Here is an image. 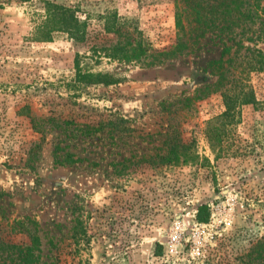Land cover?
<instances>
[{"label":"rangeland","instance_id":"rangeland-1","mask_svg":"<svg viewBox=\"0 0 264 264\" xmlns=\"http://www.w3.org/2000/svg\"><path fill=\"white\" fill-rule=\"evenodd\" d=\"M46 1L71 7L93 37L114 13L151 50L178 36L173 0H0L2 241L29 242L34 220L36 264H264V71L237 69L257 103L239 105L214 145L224 97H196L217 80L218 38L161 65L126 63L67 32L44 38ZM244 44L264 52L262 38ZM78 55L121 81H79Z\"/></svg>","mask_w":264,"mask_h":264},{"label":"trees","instance_id":"trees-1","mask_svg":"<svg viewBox=\"0 0 264 264\" xmlns=\"http://www.w3.org/2000/svg\"><path fill=\"white\" fill-rule=\"evenodd\" d=\"M173 1L178 36L172 46L162 50H151L141 34L129 30L116 13L104 17V22L99 23L101 25L93 37L87 24L78 20L71 7L52 1H46L45 19L39 32L44 38H49L53 31L67 32L76 41L90 44V50L94 53L103 52L108 58L145 66L164 64L169 59L186 54L208 34L214 35L222 46L221 57L210 64L217 74V80L200 89V95L196 98L214 91H220L224 97L226 109L209 122L207 131L214 145L222 144L229 133L228 125L236 120L238 106L257 103L253 87L236 72L238 68L247 73L264 71V52L244 44L246 40L253 42L255 38L264 39V0ZM101 33L113 36L114 42L109 45L99 43ZM80 58L81 55L76 57L79 81L106 85L121 81L110 73L85 70ZM177 150L178 147L174 146L172 153L176 155ZM206 209V205L199 207V219L202 221L209 218V212H204ZM23 226L29 232L30 241L5 244L0 238V257H5L4 260L0 258V264H36L40 261L42 249L37 222L30 220L28 226ZM4 252L8 253L4 255Z\"/></svg>","mask_w":264,"mask_h":264},{"label":"built area","instance_id":"built-area-1","mask_svg":"<svg viewBox=\"0 0 264 264\" xmlns=\"http://www.w3.org/2000/svg\"><path fill=\"white\" fill-rule=\"evenodd\" d=\"M183 236V230L182 229H175L171 233V243H176L181 240Z\"/></svg>","mask_w":264,"mask_h":264}]
</instances>
